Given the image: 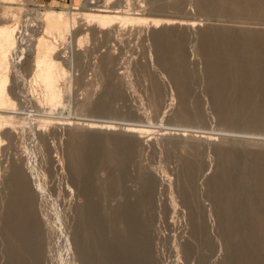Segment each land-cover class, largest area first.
Masks as SVG:
<instances>
[{
    "label": "rangeland",
    "instance_id": "374dc122",
    "mask_svg": "<svg viewBox=\"0 0 264 264\" xmlns=\"http://www.w3.org/2000/svg\"><path fill=\"white\" fill-rule=\"evenodd\" d=\"M22 1L11 6L0 0V20L10 6L23 9L20 56L26 61L35 40L28 43L30 29L37 21L31 10L75 12L74 7L82 8L88 0H30L34 8L27 5L29 0ZM217 1L112 0L110 7L125 16L164 20L158 28L115 24L100 32L80 20V33L72 32L65 46L58 43L67 78L62 82L63 106L55 111L44 101L42 87L33 85L30 63L24 61L23 69L12 73L11 97L17 107L6 115L11 126H4L3 133L11 135L3 137L0 150V264H10L4 222L20 169L35 192L42 224L41 264H91L76 239L85 247L93 241L92 264H115L125 244L117 246L111 236L114 212L131 208L136 210L133 225L147 231L140 244L130 243L121 263L236 264L239 256L256 257L258 239L245 217L255 209L264 218V205L256 191L240 187V181L254 182L259 162L255 155L264 154V123L247 125L240 120L234 85L239 72L233 66L228 112L220 114L207 73L203 35L212 33L221 58L228 62L238 57V49L228 53L226 30L264 31V21L237 18L229 8L220 10ZM180 22L197 26L179 28ZM157 37L176 38L180 44L164 55L166 45L160 46ZM180 60L185 64L180 66ZM178 74L184 75L187 86V118L181 113ZM46 114L52 122L45 120ZM85 123L115 129L84 131ZM126 126L146 133L140 139L126 134ZM79 138L89 154L83 168L88 178L82 179L74 175L70 159L71 144ZM107 149L115 152L113 159L104 158ZM224 171L228 182L218 197ZM231 200L244 222L245 236L236 245L223 231V203ZM89 209L94 211L92 218Z\"/></svg>",
    "mask_w": 264,
    "mask_h": 264
},
{
    "label": "bare ground",
    "instance_id": "6f19581e",
    "mask_svg": "<svg viewBox=\"0 0 264 264\" xmlns=\"http://www.w3.org/2000/svg\"><path fill=\"white\" fill-rule=\"evenodd\" d=\"M1 1L11 6L23 2L22 0ZM111 2L112 0H88L84 7H74L72 10L75 12L55 11L52 9L40 12H36L34 9L31 10L32 13L37 14V21L31 27L30 33L24 30L25 33H29L30 39L29 41L27 40L28 43L33 41L31 40L32 38H35L31 57L26 61L20 56V47L22 48L23 45L20 41L22 39V23L19 14H22L23 9H14L10 6L6 9V13L4 10L5 14L0 20V150L3 137L11 135L9 132L3 133L4 126H8L11 123V118L6 115H8V111H13L17 107L13 101V96L11 97L13 95L12 83L15 80L12 73H19L24 61L26 64H31L34 74L33 85L42 87L44 101L50 105L51 111H55V109L63 104L65 90L62 82L67 78V71L61 62L62 57L58 54V47L60 46L58 43H61L63 46L67 44L69 37L73 35L72 32L77 30L80 20L85 22L86 28L96 26L100 32L115 24L124 26L146 23L151 24L154 28H158L164 23L162 19L146 20L148 22H145L142 18L125 16L119 8L110 7ZM27 5L34 8L31 1L27 2ZM216 6L223 11L228 8L233 10V14L237 18L258 20L259 22L260 20L264 21V0H219ZM125 14L127 13L125 12ZM196 26L194 22H180L178 24L179 28L188 30ZM76 33H80V31L78 30ZM226 33V45L231 47L229 48L230 50L228 49L229 52H227L232 53V48L238 49L236 50L238 57L230 59L228 62L226 59L221 58L222 50L215 43L216 40L212 33L206 32L203 35V45L206 47L205 54L208 65L207 73L214 87L213 94L216 105H218L220 114L225 116L228 112L226 106L228 99L226 97H228L227 95L230 92V73L233 66L239 72L236 84L234 85L236 86L235 108L240 112V120L247 125L264 123V31L239 29L226 30ZM156 40L160 46L166 45L164 55L170 54L171 48L174 45L180 44L176 38L162 40L161 37H157ZM178 63L180 66L185 64L184 60H180ZM183 77L184 75L178 74L177 88L181 100V113L187 118L185 106L187 86L182 80ZM258 102L259 104H257ZM47 119L49 123L52 122L50 114L45 115V120ZM71 124L69 123L68 125L71 126ZM84 127L82 128L84 131L105 130L112 132L115 129L110 124L99 125L95 123L86 124ZM124 132L130 135H137L140 139L146 133L135 126H126ZM207 137L206 141H211L212 137ZM82 142L80 138L74 140L70 147L72 169L78 179L87 177V173L83 172V168L86 166V159H88L89 154L87 155L84 152ZM257 153L255 156L259 158V162L254 170V182L250 184V182L248 183L245 179H242L240 187H252L257 193L258 201L264 205V154ZM114 154L113 150L107 149L104 153V158L113 159ZM22 172L21 169L16 171L12 182V194L5 216L4 234L8 243L7 253L10 264H41L43 255L42 242L40 240L42 224L36 213L34 188L30 179ZM225 173L227 174L228 172L224 171ZM226 174L223 181L217 186L216 192L218 197L222 195V189L228 182ZM235 206L234 200L223 203V231L231 241V245L240 243L245 236L242 231L244 222L242 218L239 219L237 217ZM90 209L87 212L92 218L94 211ZM87 212L85 214L86 217L88 215ZM134 216H136V210L132 208L120 209L114 212V222L110 228L111 236L117 246L125 244V249L120 252L121 255L118 254L115 258V264H126V260L121 263L120 256L123 257L130 243L132 244L134 241L136 244H140L141 241H144L141 237L145 236L147 228L145 226L140 228L133 225ZM245 218L252 224V233L258 239L257 254L255 258L239 256L236 264H264V218L255 209H251ZM95 230H97V225L91 228V233L95 232ZM134 236L136 237L134 238ZM76 244L79 245L84 259L92 264L94 262L93 241L85 247L82 241L76 239ZM143 250L149 256V253H147L149 245H146Z\"/></svg>",
    "mask_w": 264,
    "mask_h": 264
}]
</instances>
